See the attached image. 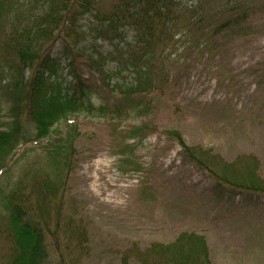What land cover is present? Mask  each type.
Masks as SVG:
<instances>
[{"label":"rangeland","instance_id":"1","mask_svg":"<svg viewBox=\"0 0 264 264\" xmlns=\"http://www.w3.org/2000/svg\"><path fill=\"white\" fill-rule=\"evenodd\" d=\"M202 6L214 27L237 16L238 28L207 33V45L199 51H178V67L157 92L141 98L118 94L111 86L128 85L132 74H112L106 85L89 64L90 48L77 57L73 68L92 91L89 102L107 110L97 117L82 109L61 121L63 132L73 125L76 138L69 168L59 175L44 142L19 144L1 162L0 264L7 263L13 246L3 196L14 192L20 202L34 204L44 181L48 195L33 212L44 225L49 264H142L158 258L160 245L189 233L204 238L211 264H264V193L218 184L186 156L173 135L207 150L216 157L204 153L211 163H234L235 171L255 158L264 183V0H202ZM132 39V31H124L120 46ZM96 45L104 72H116L112 45L103 40ZM60 52L57 41L52 56L59 58ZM6 64L10 61L0 59V68ZM65 64L61 58V70L49 79L63 89L71 81ZM6 79L0 73V129L11 125L16 114L14 99L1 91ZM139 99L141 108L133 111ZM20 119L33 134V124ZM142 124L146 134H133ZM53 185L57 191L52 192Z\"/></svg>","mask_w":264,"mask_h":264},{"label":"trees","instance_id":"2","mask_svg":"<svg viewBox=\"0 0 264 264\" xmlns=\"http://www.w3.org/2000/svg\"><path fill=\"white\" fill-rule=\"evenodd\" d=\"M104 1L0 0V59L10 61L11 65L0 68V73L7 76L1 91L14 99L11 109L16 112L11 125L0 129L2 166L19 144L44 141L43 149L48 151V157L53 158L49 161H52L56 174L68 170L69 151L76 134L73 125L63 132L61 121L82 109L97 117L107 110L104 105L92 106L88 100L92 91L73 68L77 57L84 56L88 48L97 55L96 58L93 55L88 57L89 64L98 70L97 74L103 82L106 81V85L112 74L119 73L120 76L128 72L133 75L128 85L115 84L111 90L118 88V94L141 98L163 87L161 83L165 76L178 67L181 58L178 51L187 53L204 49L203 45L208 42L207 33L233 30L239 23L237 16L228 17L214 27L206 16L202 0H111L108 5H104ZM213 8L217 9V5ZM126 30L132 31L133 39L120 46ZM192 33H195V42L191 46L189 39ZM177 35L179 38L175 40ZM97 40L112 45L110 58L116 62V72H104V58L95 50ZM57 41L61 44L59 58L52 56V47ZM61 58L66 61L71 75V82L64 89L60 83L49 80L61 70ZM131 108L138 111L141 99ZM113 110L121 113L119 106ZM22 116L33 124V134L23 128ZM147 130V125L142 124L133 130V134L143 136ZM177 134L173 133L186 156L207 170L218 184L264 193L263 180L256 173L255 158L245 165L243 171H235L234 163L218 166L206 159L204 153L208 154L207 150L186 145ZM46 184L44 181L37 187L41 193L35 194L40 200L34 204L28 199L20 202L14 192L3 196L6 231L10 232L13 242L6 264H49L44 225L37 218L40 214L33 212V209L39 211L40 204L48 195ZM52 188V192L57 191L54 185ZM156 252L157 259L154 257L141 263L211 264L204 238L195 233L181 234L171 244L160 245ZM142 259L145 260L144 254Z\"/></svg>","mask_w":264,"mask_h":264}]
</instances>
